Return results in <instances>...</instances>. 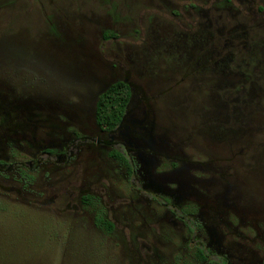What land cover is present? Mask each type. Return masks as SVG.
Instances as JSON below:
<instances>
[{
    "label": "rangeland",
    "instance_id": "374dc122",
    "mask_svg": "<svg viewBox=\"0 0 264 264\" xmlns=\"http://www.w3.org/2000/svg\"><path fill=\"white\" fill-rule=\"evenodd\" d=\"M8 75L38 88L88 77L95 91L129 78L127 110L143 99L163 140L132 139L146 150L134 176L92 142L44 161L34 186L0 174V264H264V0H0V102L38 137H73L74 114L43 123L41 107L7 92ZM105 107L112 127L120 106ZM5 125L7 154L36 159L31 133Z\"/></svg>",
    "mask_w": 264,
    "mask_h": 264
},
{
    "label": "flooded vegetation",
    "instance_id": "af4514ba",
    "mask_svg": "<svg viewBox=\"0 0 264 264\" xmlns=\"http://www.w3.org/2000/svg\"><path fill=\"white\" fill-rule=\"evenodd\" d=\"M48 22L52 24V19L48 16L47 18ZM116 68V67H115ZM124 76V74H123ZM126 76V73H125ZM130 78V72H128V76ZM4 78H8V76H5ZM120 80L115 79V82L113 85L117 83H125L130 86L131 90V99L128 104L132 105V91H135L134 87L132 86V83L130 82L129 78H125L124 80H121V77H119ZM5 83V86L7 88V92L9 93L12 91L13 93H16L17 90H14L12 86L8 85V81L3 80ZM112 85V86H113ZM111 86V87H112ZM110 89V88H109ZM108 89V90H109ZM137 89V85H136ZM4 95L3 93H0ZM11 94V93H9ZM36 94V92H35ZM22 101L25 102H31L33 104H36L37 106L41 107V109L44 110L45 115L43 116L42 122L45 123L47 121V116H55L58 118V116H68V113H72L75 115L74 122H70L71 125L69 126H76V130H74L72 133L73 137L69 138H61L58 139L56 137H48L49 132L46 130H43L41 127V134L40 137L36 130L37 126L29 123L27 121V118L23 115L21 110L15 109V104L9 102L5 98V104L0 102V124L3 122H6V127L9 130H14L15 128L18 130L25 131L31 133L33 137V144L39 148V153L37 155L36 159H29L25 160L20 158L18 155H12L7 154L9 151V148L6 147L5 142H3L2 138H0V174H23L24 177L22 179V182L25 185H36L37 181L35 173H39V170L42 168L43 162L48 161L54 164L58 163V158L62 160V158H66L67 161L69 158L74 154L73 156L78 155L79 156V149L84 145L88 144L90 142L95 143L96 148L101 149H109V156L115 160L117 159L120 163L126 165L128 167V173L131 176L137 175L139 173L138 167H133L132 160L134 155L138 156L143 153L144 150L142 147L138 146L136 143L134 144L132 142V139L135 141H144L146 144L151 148L154 149L158 141L162 142V137H155V129L156 126L154 124V121L152 116L150 115V109L148 112H145L147 116L145 118H142L141 115H143V99L141 106L138 108V110L132 111L131 107L127 110L128 106L125 109V112L120 116V119L116 122V125L110 127L105 126L103 121L98 120L97 112L93 115V117H90V115L82 108L78 109L75 105L72 103L67 104H61V108H58L57 102H50L48 100H45V102H41L37 99V97L33 94H30L29 92H26L24 94H18ZM104 95V94H103ZM102 95V96H103ZM8 96L6 93L5 97ZM8 101V102H7ZM133 109V108H132ZM62 111L67 112L66 114H62ZM133 113H135L136 118H133ZM68 114V115H67ZM141 117L140 119L138 117ZM71 120V121H73ZM58 121V119H57ZM128 124L133 125V129H128ZM35 126V127H33ZM19 127V128H18ZM31 128V129H30ZM127 128V129H126ZM148 129L151 134L144 136L142 134V130ZM40 130V128H39ZM2 132V130H0ZM17 132V131H15ZM48 134V135H46ZM118 135L121 139V141H117L115 138V135ZM36 135V137L34 136ZM1 136V133H0ZM49 138V139H48ZM166 139V138H165ZM164 139V140H165ZM66 142L67 145H66ZM73 143L77 148L72 149ZM71 144V146L69 145ZM82 144V145H81ZM64 146V148H63ZM71 147V148H70ZM67 148V149H66ZM78 152V153H77ZM44 158V159H43ZM58 165V164H57ZM55 165V166H57ZM22 176V175H21ZM38 180V179H37ZM35 182V183H34ZM141 186L139 185V189L135 187L137 191H139ZM89 198H83V200H88ZM154 198L151 197V202H154ZM233 201V199L229 200ZM226 201V202H229ZM171 203L169 200H163L160 202L161 205L165 207H170ZM229 206H237L235 203L228 204ZM238 207V206H237ZM171 213H173L172 209H169ZM240 213V212H238ZM188 214L187 211L182 210L180 215H176L178 220L184 219L185 216ZM102 225H104L109 230V225H112V230L115 228V225L110 221H104V220H97ZM96 221V223H98ZM106 223V224H105ZM195 224L193 227H189L188 230L190 233H193V229H195ZM199 256L202 260H207V255L203 248H200L198 250ZM220 264H227L226 260H222Z\"/></svg>",
    "mask_w": 264,
    "mask_h": 264
},
{
    "label": "crops",
    "instance_id": "0c3cea01",
    "mask_svg": "<svg viewBox=\"0 0 264 264\" xmlns=\"http://www.w3.org/2000/svg\"><path fill=\"white\" fill-rule=\"evenodd\" d=\"M22 75H8L7 81L8 85L15 88L14 90H17L18 94H24L26 92H29L30 94L35 95L37 98H45V100H48L50 102H57L58 99H61V101H67L63 102L61 104H67V103H74L80 102V104H76L75 106L80 109H84L90 117H92L98 110V104L103 94H105L108 89L113 85L115 82L112 81V83H108L104 87H101L97 89V91L94 90V79L91 80L87 77L83 80L84 77H69V81H64L63 83H60V86L58 87V83L56 80V77H53V80L48 82L50 84V88H38L35 87L32 83L29 84H22L21 81H19L20 78L26 79L28 75L21 77ZM94 78V76H93ZM46 81H39V85L45 86ZM70 82V83H69ZM102 82V81H100ZM99 82V84H100ZM37 83V84H38ZM55 84V86H54ZM26 85V87L24 86ZM39 92H37V89ZM59 90V91H58ZM67 91V92H66ZM36 92V94H35ZM77 98L78 101H71L72 98ZM89 99V100H88ZM92 100V102H91ZM91 102V103H90ZM80 105V106H79Z\"/></svg>",
    "mask_w": 264,
    "mask_h": 264
},
{
    "label": "trees",
    "instance_id": "16d2710c",
    "mask_svg": "<svg viewBox=\"0 0 264 264\" xmlns=\"http://www.w3.org/2000/svg\"><path fill=\"white\" fill-rule=\"evenodd\" d=\"M109 35V34H108ZM131 99V90L130 86L125 83H117L110 87V89L101 97L99 104H98V120L101 122L103 119H106V115L104 112L106 109V104L109 103H116L119 104L120 109L118 110L119 115L122 116V114L125 112L126 107L128 106ZM106 224V223H105ZM109 225V230H112V225Z\"/></svg>",
    "mask_w": 264,
    "mask_h": 264
}]
</instances>
